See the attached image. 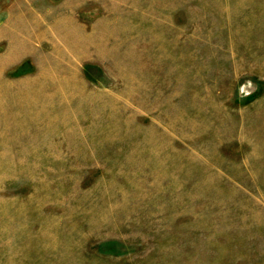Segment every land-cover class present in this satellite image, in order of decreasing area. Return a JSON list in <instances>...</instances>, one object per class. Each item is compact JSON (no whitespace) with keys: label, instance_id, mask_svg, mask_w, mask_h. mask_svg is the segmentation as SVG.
Returning a JSON list of instances; mask_svg holds the SVG:
<instances>
[{"label":"rangeland","instance_id":"obj_1","mask_svg":"<svg viewBox=\"0 0 264 264\" xmlns=\"http://www.w3.org/2000/svg\"><path fill=\"white\" fill-rule=\"evenodd\" d=\"M0 264H264V0H0Z\"/></svg>","mask_w":264,"mask_h":264}]
</instances>
